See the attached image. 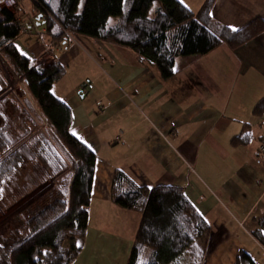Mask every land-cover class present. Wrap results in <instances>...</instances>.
Instances as JSON below:
<instances>
[{"label":"crops","instance_id":"1","mask_svg":"<svg viewBox=\"0 0 264 264\" xmlns=\"http://www.w3.org/2000/svg\"><path fill=\"white\" fill-rule=\"evenodd\" d=\"M202 2L182 3L196 11ZM212 15L238 28L264 19V0H214ZM36 37L15 44L38 61L49 39L43 32ZM52 55L64 75L51 90L71 110L70 132L96 156L88 215L95 199L107 221L99 231L120 230L130 251L140 214L110 198L120 168L148 187L183 188L210 225L202 264H234L239 250L264 264V246L254 236H264V151H258L264 110L252 112L264 97V31L236 49L222 43L179 56L167 79L130 48L89 35L53 42ZM243 130L250 140L233 144Z\"/></svg>","mask_w":264,"mask_h":264},{"label":"trees","instance_id":"2","mask_svg":"<svg viewBox=\"0 0 264 264\" xmlns=\"http://www.w3.org/2000/svg\"><path fill=\"white\" fill-rule=\"evenodd\" d=\"M31 1L32 10L44 14L43 34L51 42L63 40L68 31L122 45L141 62L155 65L162 79L174 75L179 56L205 54L222 43L236 49L264 31L262 17L233 31L213 17L214 0H203L196 11L180 0H84L80 12L79 0ZM19 35L14 12L0 10V56L20 79L26 108L32 113L17 108L2 111L0 151L5 153L0 160V189L4 185L11 193L15 190L14 196L46 177L52 184L25 207L21 225L0 236V264H72L87 227L96 156L70 132L71 110L51 90L64 75V67L23 53L15 44ZM5 105L10 107V101ZM263 110L264 97L252 112L260 115ZM32 122L39 129L25 138ZM250 138V132L243 130L231 142L245 144ZM110 198L140 214L125 264H169L179 258L182 264L203 263L210 225L182 187H148L115 168ZM254 236L264 246V236L256 231ZM145 248L148 255L140 263ZM234 264L256 263L239 250Z\"/></svg>","mask_w":264,"mask_h":264},{"label":"rangeland","instance_id":"3","mask_svg":"<svg viewBox=\"0 0 264 264\" xmlns=\"http://www.w3.org/2000/svg\"><path fill=\"white\" fill-rule=\"evenodd\" d=\"M26 7L32 10L33 4L31 0H23ZM84 0H79L77 5V11H81L83 7ZM219 21V20H218ZM43 25V24H42ZM43 32V30H40ZM39 33H20L17 40H26L24 35L29 38L34 37L37 39L36 35ZM73 38L75 36H72ZM51 43V59L49 54L46 53V58L49 61L54 60L52 55V46L53 42L51 40L47 41L43 45V49L39 55L38 62H42L45 60L42 55V52L46 50V44ZM248 83L252 82L248 80ZM26 93L23 91V85L20 82V79L15 76L9 65L3 60L0 56V113L3 110H15L16 108L19 110H24L26 113H29L26 108ZM10 101V107L6 106L5 103ZM9 105V103H8ZM33 106V104H31ZM254 107V106H253ZM32 115V113L30 112ZM30 115V116H31ZM33 120V119H32ZM39 129L37 123H29V132L25 135L29 137L32 136L34 131ZM24 137L17 140V143L21 141ZM5 151V150H4ZM4 151H0V160L2 155H4ZM20 175H23L21 173ZM52 184V179L50 177H46L40 183L35 184L32 187H29L25 193L22 195H12L15 190H8L6 186H2L0 189V236L6 231V229L11 227H19L24 219L23 210L25 207L34 199H36L42 192L47 190ZM100 204V203H99ZM95 199L91 200V205L89 208V215L87 220V227L84 239L81 241L82 248L80 252L76 256L75 260L72 264H125L127 257L129 255V247L130 240L127 238L125 234H122L120 230L115 229L116 235H112L109 232L104 233L99 231L98 226L100 224H105L107 221H104V214L102 211L100 213V208L102 205H99ZM112 210L108 209V214L111 213ZM115 216V215H113ZM133 241V240H132ZM132 244V243H131ZM148 255V249L145 248L142 254V258L140 263L144 261ZM178 260L171 262L169 264H182V261Z\"/></svg>","mask_w":264,"mask_h":264},{"label":"built area","instance_id":"4","mask_svg":"<svg viewBox=\"0 0 264 264\" xmlns=\"http://www.w3.org/2000/svg\"><path fill=\"white\" fill-rule=\"evenodd\" d=\"M5 8L14 12L16 22L20 29V33H39L40 30L44 31L42 25L44 22V14L39 12V14L37 15L36 13L32 12L30 8L25 6L23 0H0V10ZM38 24H41L42 29ZM66 34L69 36H76L74 33L68 31H66ZM45 48L46 50L42 52L43 56H41L45 59L43 63H47L51 59V43L46 44ZM45 52L49 54V60L48 58H46L47 55ZM258 151H264V144H261L259 146Z\"/></svg>","mask_w":264,"mask_h":264},{"label":"snow or ice","instance_id":"5","mask_svg":"<svg viewBox=\"0 0 264 264\" xmlns=\"http://www.w3.org/2000/svg\"><path fill=\"white\" fill-rule=\"evenodd\" d=\"M181 2H183V0H181ZM228 27L231 28L233 31H236L237 30L234 25H229Z\"/></svg>","mask_w":264,"mask_h":264},{"label":"flooded vegetation","instance_id":"6","mask_svg":"<svg viewBox=\"0 0 264 264\" xmlns=\"http://www.w3.org/2000/svg\"><path fill=\"white\" fill-rule=\"evenodd\" d=\"M3 113V112H2ZM2 113H0V125H1V117H2Z\"/></svg>","mask_w":264,"mask_h":264}]
</instances>
